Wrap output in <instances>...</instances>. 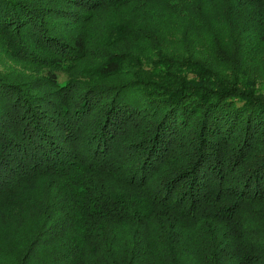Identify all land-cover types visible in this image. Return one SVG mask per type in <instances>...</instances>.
<instances>
[{"label": "trees", "instance_id": "obj_1", "mask_svg": "<svg viewBox=\"0 0 264 264\" xmlns=\"http://www.w3.org/2000/svg\"><path fill=\"white\" fill-rule=\"evenodd\" d=\"M0 46V264H264V0H0Z\"/></svg>", "mask_w": 264, "mask_h": 264}, {"label": "rangeland", "instance_id": "obj_2", "mask_svg": "<svg viewBox=\"0 0 264 264\" xmlns=\"http://www.w3.org/2000/svg\"><path fill=\"white\" fill-rule=\"evenodd\" d=\"M206 51H209L206 47L203 48V50L200 51V53L204 54V55H211L210 53H206ZM0 52H1V46H0ZM4 59V56H1ZM34 61L31 62V64H25L23 62V64H25L27 66V69L24 68V65L21 64L20 62H13L11 59L6 60V64L5 67L7 69H5L8 73L9 77H15L16 80H20V81H28L29 79V75L31 74V79L33 80V82H37L40 78L46 82V78L44 77V72H45V67L44 66H37L36 64H33ZM15 69V71L13 72V70ZM2 70V69H1ZM9 70V71H8ZM33 73V74H32ZM25 74V75H23ZM66 99V97H65Z\"/></svg>", "mask_w": 264, "mask_h": 264}]
</instances>
